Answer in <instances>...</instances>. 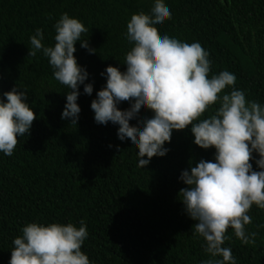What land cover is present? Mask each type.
I'll use <instances>...</instances> for the list:
<instances>
[{
  "label": "trees",
  "instance_id": "1",
  "mask_svg": "<svg viewBox=\"0 0 264 264\" xmlns=\"http://www.w3.org/2000/svg\"><path fill=\"white\" fill-rule=\"evenodd\" d=\"M163 3L171 18L158 27L160 36L199 42L209 53V75L233 73L246 99L264 103V0ZM152 6L153 0H0V93L16 85L27 90L37 116L30 134L17 137L13 154L0 153V264H8L12 241L27 223L79 226L81 220L88 232L82 251L90 264H202L211 258L202 238L193 236L196 222L185 214L178 193L186 187L179 177L189 162L213 160L215 150L195 145L190 128L174 130L165 144L170 151L137 167V149L119 141L111 122L97 124L90 108L106 83L100 73L109 65L125 70L127 22ZM65 12L83 22L88 31L81 39L97 49L89 54L76 44L74 55L90 74L86 83L94 85L91 96L80 86L77 124L61 119L69 89L54 79L48 59L28 56L37 28L44 45H54L53 25ZM213 111L214 106L202 118ZM151 115L142 110L140 118ZM248 215L246 230L256 233L255 243L242 244L229 229L224 246L237 264H264V210L253 206Z\"/></svg>",
  "mask_w": 264,
  "mask_h": 264
},
{
  "label": "clouds",
  "instance_id": "2",
  "mask_svg": "<svg viewBox=\"0 0 264 264\" xmlns=\"http://www.w3.org/2000/svg\"><path fill=\"white\" fill-rule=\"evenodd\" d=\"M170 18L163 0H153L149 13L131 16L124 34L131 45L121 63L125 70L109 65L100 73L106 83L90 108L97 124L111 122L119 141L137 149V167L146 168L153 157H164L174 130L190 128L195 145L215 150L213 160L190 161L189 169L181 172L179 180L186 187L178 197L185 214L196 222L193 236L202 238L211 257L202 264H237L224 246L230 239L228 230L242 244L255 243L256 233L246 230L251 223L248 212L253 206L264 210V103L246 99L244 90L235 87L233 73L209 75V53L199 42L160 36L158 27ZM53 27L54 45L45 46L43 30L37 28L29 37L28 56L41 53L48 59L54 79L69 89L61 119L77 124L80 86L91 96L94 85L86 83L90 74L74 55L76 44L89 54L97 49L81 39L88 29L67 12ZM124 103L129 107L121 110ZM213 106L212 114L202 118ZM142 110L150 111L151 117L141 119ZM36 118L27 90L16 85L0 93V153L11 156L17 137L29 135ZM21 233L12 241L8 264H90L82 251L88 237L84 220L79 226L29 222Z\"/></svg>",
  "mask_w": 264,
  "mask_h": 264
}]
</instances>
